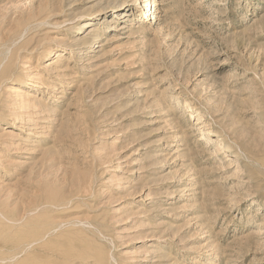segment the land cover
Masks as SVG:
<instances>
[{"label":"rangeland","instance_id":"1","mask_svg":"<svg viewBox=\"0 0 264 264\" xmlns=\"http://www.w3.org/2000/svg\"><path fill=\"white\" fill-rule=\"evenodd\" d=\"M143 1L0 0V264H264V0Z\"/></svg>","mask_w":264,"mask_h":264},{"label":"bare ground","instance_id":"2","mask_svg":"<svg viewBox=\"0 0 264 264\" xmlns=\"http://www.w3.org/2000/svg\"><path fill=\"white\" fill-rule=\"evenodd\" d=\"M136 1H138V0H136ZM143 2H145V1H143ZM143 2H141V3H143ZM145 4H146V6H145ZM145 4H144V7H138V11H140L139 13H138V15H141L142 13H144L145 12V14H144V16L142 15L141 16V19H145L146 17H150V19H156L157 18V16H156V11H157V8H156V0H148V3H146L145 2ZM117 6H118V4H117ZM115 8V7H114ZM102 9V8H101ZM135 9V8H134ZM136 10V9H135ZM113 16H117V15H119L118 13H116V12H114L113 11V14H112ZM106 19V18H105ZM91 20V19H90ZM106 21H108L109 22V20H106ZM112 21H114L113 19H111L110 20V22H112ZM116 22H117V20H115ZM90 25V21L89 20H85L84 22H82L81 23V25H80V27H79V33H84V32H86V30L88 29V26ZM115 25V24H114ZM78 27V26H77ZM99 29V28H98ZM118 29V28H117ZM90 34V33H89ZM86 35V34H85ZM5 43V42H4ZM3 43V44H4ZM1 45V44H0ZM5 45H6V43L3 45L4 47H5ZM8 46V45H7ZM11 46V45H10ZM9 46V47H10ZM5 48H7V47H5ZM2 49V48H1ZM9 49V48H8ZM3 50V49H2ZM1 50V51H2ZM54 51V50H53ZM4 52V51H3ZM11 52V51H10ZM1 54H2V52H0ZM54 53V52H53ZM1 54H0V56H1ZM6 53H4V55H5ZM10 54V53H9ZM13 54V53H12ZM14 55V54H13ZM11 56V55H10ZM7 58V55H5L3 58L1 57V59H0V85H1V83L5 80V79H8L9 77H11L10 75H8V71H7V75H8V78H5V77H7V75H4L3 73V70H4V68L2 67L4 64H3V62H4V60H7L6 59ZM12 60V59H11ZM14 61V60H13ZM7 62L8 61H6L5 63L7 64ZM9 63H11L10 61H9ZM5 64V65H6ZM8 66V65H7ZM3 68V70H1L2 68ZM5 67V66H4ZM1 71L3 72L2 74L3 75H1ZM10 71V70H9ZM12 71V70H11ZM9 80V79H8ZM3 84V83H2ZM261 121H262V119H261ZM263 122H264V120H263ZM258 123H260V122H258ZM259 125V124H258ZM261 125H263V123L261 122ZM190 125H187V127H189ZM194 126V125H193ZM28 127V126H27ZM192 127V125L190 126V129L193 131V132H195V128H191ZM188 129V128H187ZM190 130V131H191ZM197 131V130H196ZM186 132H189V131H186ZM192 133V132H191ZM197 133V132H196ZM194 133H192V135H193ZM198 135V134H197ZM200 135V134H199ZM195 136V135H194ZM196 137V136H195ZM195 137H193V138H195ZM208 141L209 140H206V141H203V139L202 138H199L198 136L195 138V140L193 141V143H194V145L196 144V148H199V150L200 149H202L203 151H204V149H205V147L207 146V143H208ZM192 142V140H190V143ZM189 143V144H190ZM213 144V143H212ZM191 145V144H190ZM193 146V145H192ZM207 149V148H206ZM197 150V149H196ZM214 150V149H213ZM213 150H212V152H213ZM201 151V150H200ZM207 151V150H206ZM215 151V150H214ZM199 152V151H198ZM198 152H196V153H198ZM203 153V152H202ZM208 153H210L211 154V152H208ZM200 154H201V152H200ZM212 155H214V152H213V154H211V156ZM226 161V160H225ZM230 162V161H229ZM224 163L223 165H229L230 163ZM220 164V163H219ZM218 164V165H219ZM231 165V164H230ZM224 167V166H223ZM227 167V166H226ZM231 167V166H230ZM229 167V168H230ZM232 169H234V167L232 168ZM223 170V169H222ZM230 170V169H229ZM233 172H234V170H232ZM235 173V172H234ZM34 244V243H33ZM82 253H84V255H85V252H82ZM87 253V252H86ZM86 255H88V254H86ZM91 257H94V256H91ZM89 259V258H88ZM91 259V258H90ZM84 260V259H83Z\"/></svg>","mask_w":264,"mask_h":264}]
</instances>
